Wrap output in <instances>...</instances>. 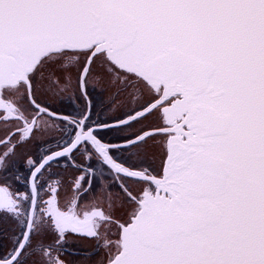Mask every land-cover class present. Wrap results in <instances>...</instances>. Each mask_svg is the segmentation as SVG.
Masks as SVG:
<instances>
[{
	"label": "snow or ice",
	"instance_id": "snow-or-ice-1",
	"mask_svg": "<svg viewBox=\"0 0 264 264\" xmlns=\"http://www.w3.org/2000/svg\"><path fill=\"white\" fill-rule=\"evenodd\" d=\"M0 264H264V0H0Z\"/></svg>",
	"mask_w": 264,
	"mask_h": 264
}]
</instances>
